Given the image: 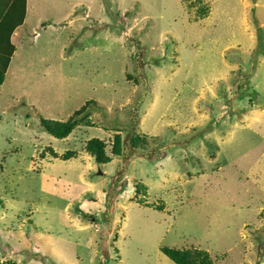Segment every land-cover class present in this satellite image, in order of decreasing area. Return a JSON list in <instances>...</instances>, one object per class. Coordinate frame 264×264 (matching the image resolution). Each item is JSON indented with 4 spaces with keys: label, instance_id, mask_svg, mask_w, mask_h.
Returning a JSON list of instances; mask_svg holds the SVG:
<instances>
[{
    "label": "rangeland",
    "instance_id": "1",
    "mask_svg": "<svg viewBox=\"0 0 264 264\" xmlns=\"http://www.w3.org/2000/svg\"><path fill=\"white\" fill-rule=\"evenodd\" d=\"M197 2L27 0L0 86V264H104L105 242L112 264H264V0Z\"/></svg>",
    "mask_w": 264,
    "mask_h": 264
},
{
    "label": "trees",
    "instance_id": "2",
    "mask_svg": "<svg viewBox=\"0 0 264 264\" xmlns=\"http://www.w3.org/2000/svg\"><path fill=\"white\" fill-rule=\"evenodd\" d=\"M186 1H188L189 7L197 6V4H199V2H197L199 0H186ZM201 10L202 9L199 10V13L202 16L205 15V12H202ZM26 13H27L26 0H0V85L4 82L6 70L10 65L12 57L14 56V51H16V46L11 41L12 36L14 35L16 29H18L20 26L23 25L24 20L26 18ZM170 44H173V42H171ZM165 48L166 50H168L169 44L166 45ZM171 54H172L171 51H169L168 55L170 56ZM171 61L172 63L171 62L167 63V61L160 62V66H162L163 69L167 64L166 68L164 69V72L167 75H171L174 72V61L173 60ZM131 75H127V76L130 77ZM185 77H186V73L184 72L183 76L181 73V77L177 79L178 82H181L180 89L185 88L188 93L187 95L182 96L180 93V89L178 90V95L182 100L183 105L191 104L192 100L196 97L193 87L189 85H184L183 81L185 80ZM146 79L150 82L154 78H151L149 76V73L147 72ZM128 81L130 82L133 81L134 83H136L135 79ZM137 82L140 88L141 86L140 81L138 80ZM155 87L156 85L152 89H150V93L152 95H153V91L155 90ZM255 89L257 90V87H255ZM131 90L132 87L129 84L126 95L130 93ZM138 95H141V92ZM160 95L165 97V94L160 93ZM253 96H257V92H254ZM121 99H124V97L119 98L118 100ZM249 100L251 101V99ZM172 105L181 106L179 103L175 101H170L169 99V106ZM75 125L76 124L74 121H68L66 123L59 124L56 128H54L50 125V122H44L43 127L46 131H48L56 138H63L65 136L67 137L68 134L71 133ZM113 138L114 139L112 145V153L115 156H118L121 151L120 136L114 135ZM137 140H139V136L137 137ZM87 147H88V151L94 153V157H97L96 159L98 161L97 163H101V159L104 156V143L98 140L97 138H93L89 140ZM153 207H157V205L154 204ZM118 250L119 249H117L116 247L111 246L110 251L112 253L106 254L104 256L103 263L112 264L113 262H117L120 259H122V254ZM103 251L104 249L101 250V254ZM161 251L164 253V255L170 258L171 261H173L175 264H212V262H210L207 258L203 256V254L199 249L188 250V249L162 248Z\"/></svg>",
    "mask_w": 264,
    "mask_h": 264
},
{
    "label": "crops",
    "instance_id": "3",
    "mask_svg": "<svg viewBox=\"0 0 264 264\" xmlns=\"http://www.w3.org/2000/svg\"><path fill=\"white\" fill-rule=\"evenodd\" d=\"M27 1V0H26ZM124 14V13H123ZM122 14V15H123ZM14 44V43H13ZM15 45V44H14ZM14 53H15V51H14ZM14 57V56H13ZM9 67H10V65L8 66V68H7V70H6V73H8V70H9ZM6 73H5V78H6ZM5 78H4V81H5ZM4 83V82H3ZM3 83L0 85V86H2L3 85ZM137 161H139V160H137ZM140 162H143V161H140ZM170 178V179H169ZM167 179H169L168 180V184H171L172 183V179L173 178H171V177H167L166 179H165V182L167 181ZM106 243V246H104V247H106L108 250H107V253L108 254H110V253H112L111 251H110V249H111V246H113V244L111 245V244H109V242H105ZM104 243V244H105ZM104 247L102 248V250L104 249ZM114 247V246H113ZM118 251H120V250H118ZM104 252V251H103ZM121 252V251H120Z\"/></svg>",
    "mask_w": 264,
    "mask_h": 264
},
{
    "label": "bare ground",
    "instance_id": "4",
    "mask_svg": "<svg viewBox=\"0 0 264 264\" xmlns=\"http://www.w3.org/2000/svg\"><path fill=\"white\" fill-rule=\"evenodd\" d=\"M125 96H126V95H124V97H125ZM125 100H126V98H125V99H121L120 101L123 102V101H125Z\"/></svg>",
    "mask_w": 264,
    "mask_h": 264
},
{
    "label": "clouds",
    "instance_id": "5",
    "mask_svg": "<svg viewBox=\"0 0 264 264\" xmlns=\"http://www.w3.org/2000/svg\"><path fill=\"white\" fill-rule=\"evenodd\" d=\"M55 137V136H54ZM56 138V137H55ZM63 138H66V136L65 137H63ZM63 138H59V139H63Z\"/></svg>",
    "mask_w": 264,
    "mask_h": 264
}]
</instances>
